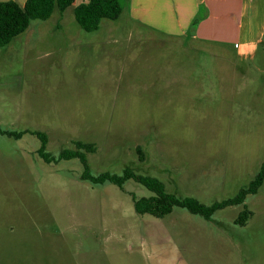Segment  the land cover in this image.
<instances>
[{"label":"rangeland","instance_id":"rangeland-1","mask_svg":"<svg viewBox=\"0 0 264 264\" xmlns=\"http://www.w3.org/2000/svg\"><path fill=\"white\" fill-rule=\"evenodd\" d=\"M88 1L56 6L0 47L1 127L46 132L54 155L96 143L94 174L132 167L207 205L236 195L264 159V30L242 53V39L192 38L201 8L173 35L138 24L119 0L120 17L88 32L74 13ZM245 3L252 38L264 0ZM40 145L0 132V264H264V184L245 201V226L243 204L212 220L182 207L158 218L135 210L145 186L93 184L79 159L48 163Z\"/></svg>","mask_w":264,"mask_h":264},{"label":"trees","instance_id":"trees-1","mask_svg":"<svg viewBox=\"0 0 264 264\" xmlns=\"http://www.w3.org/2000/svg\"><path fill=\"white\" fill-rule=\"evenodd\" d=\"M74 2L75 0H26L24 4H20L15 0H1L0 47L7 46L15 37L26 31L33 20L48 19L53 14L56 6L63 12L73 5ZM122 11L123 9L119 0H89L88 2L80 3L74 9L75 17L79 25L88 32L98 30L104 19H118ZM0 132L16 138H21L27 133L36 135L41 142L37 153L48 163L74 158L79 159L84 167L81 178L93 184L110 182L123 188L124 184L132 179L145 186L152 194L140 198H133L135 210L142 215L150 214L158 218H163L171 213L174 207H182L190 213L202 216L206 220H212L216 211L228 206L243 204L244 207L237 215L235 224L245 226L253 216V211L245 201L249 195L258 193L264 184L263 159L259 171L248 185L239 189L236 195L207 205L193 196H179L168 191L164 182L159 178L138 173L132 167L124 168L122 174L112 173L110 171L94 174L87 154L96 151V143L75 140V148H65L58 155H54L47 150L49 136L44 131L31 129L12 131L3 129L0 125ZM137 150L141 157H143L142 148L138 146Z\"/></svg>","mask_w":264,"mask_h":264},{"label":"crops","instance_id":"crops-1","mask_svg":"<svg viewBox=\"0 0 264 264\" xmlns=\"http://www.w3.org/2000/svg\"><path fill=\"white\" fill-rule=\"evenodd\" d=\"M128 2L127 12L138 24L173 35H185L201 8L205 14L197 24V31L192 38L221 42L242 39V53H248L255 48L264 30L263 18L254 37L248 38L252 33L250 31L242 36V30H248L253 24V18L249 19L247 16L245 0H128ZM262 13L264 14V10ZM246 21L250 23L246 24Z\"/></svg>","mask_w":264,"mask_h":264}]
</instances>
